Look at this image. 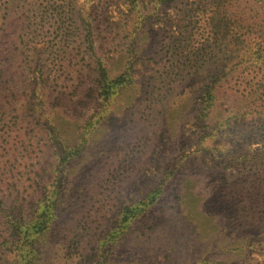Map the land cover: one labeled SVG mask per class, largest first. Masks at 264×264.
I'll return each instance as SVG.
<instances>
[{
	"label": "rangeland",
	"instance_id": "rangeland-1",
	"mask_svg": "<svg viewBox=\"0 0 264 264\" xmlns=\"http://www.w3.org/2000/svg\"><path fill=\"white\" fill-rule=\"evenodd\" d=\"M212 1L0 0V62L32 147L23 207L56 204L37 264H264V121L236 83L208 115L199 79L217 57Z\"/></svg>",
	"mask_w": 264,
	"mask_h": 264
},
{
	"label": "trees",
	"instance_id": "trees-1",
	"mask_svg": "<svg viewBox=\"0 0 264 264\" xmlns=\"http://www.w3.org/2000/svg\"><path fill=\"white\" fill-rule=\"evenodd\" d=\"M141 9L144 0H133ZM211 17L206 23L218 43L215 63L204 68L199 78L206 96L210 99L208 115L218 108V102L227 86L232 83L240 85L244 92L245 115L259 116V122L264 121V0H213ZM141 6V7H140ZM62 42H57V45ZM38 46H48V42L34 43ZM93 43L85 42L91 46ZM228 49H230L228 51ZM229 53V54H228ZM229 59L224 62V59ZM213 67V72H209ZM229 68V69H228ZM207 72V75H206ZM5 62H0V260L4 257L12 259V264H37L40 255L38 244L41 237L51 232L56 215L53 213L56 204L47 207L43 215L29 217V212L23 207L25 192L21 190L25 176L23 171L29 170L26 160H30L28 152L32 148L26 135L18 123L27 119L21 106L14 107L11 99L16 96L17 85L8 88ZM120 86L122 84H119ZM46 92L45 89L39 90ZM40 98V103L34 105L43 116L46 114L44 95L34 93ZM34 109V110H35ZM39 121L41 117L38 118ZM47 121V119H46ZM45 122L40 129L51 140L61 143V131L57 127H47ZM264 125V124H262ZM258 152V151H257ZM259 153V152H258ZM259 160V159H258ZM257 191L250 193V206L246 210L251 216L252 228L257 229L261 223L254 217L257 208ZM253 232H250L252 234ZM253 236V234L251 235ZM27 253L28 256H24ZM37 254V255H36Z\"/></svg>",
	"mask_w": 264,
	"mask_h": 264
}]
</instances>
